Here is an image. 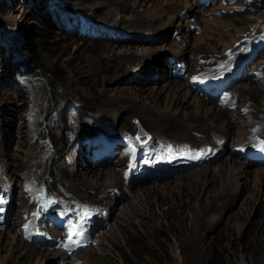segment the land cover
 <instances>
[{
	"label": "rangeland",
	"instance_id": "obj_1",
	"mask_svg": "<svg viewBox=\"0 0 264 264\" xmlns=\"http://www.w3.org/2000/svg\"><path fill=\"white\" fill-rule=\"evenodd\" d=\"M0 1L2 2L0 20L8 27V30L0 35V153H2L0 155L6 157L7 153L5 152L11 151L8 162L10 169H14L16 175L13 176L15 178H9L8 182L16 183L12 189L13 193L20 195L17 190L25 187L26 182L22 178L30 173L31 161L27 159L26 153L32 151L30 150L31 146L35 144L38 152L45 155V158L38 162V175L34 183L36 188L33 187L32 190L25 193V198L22 196L20 201L16 202L15 211L12 209V192L5 194L4 191L7 183L0 184V200H2L0 201L2 211L0 219H3L8 213V216L10 215L9 219H7L8 216L4 218L6 223L0 224V228L1 226L2 228L10 226L23 228L24 236L29 243L31 240L26 233L28 228L26 230L24 227L27 222L31 225L29 227H33L32 236L38 234L36 236L41 235L40 240H47L52 233L59 232V228L54 227L55 224L58 226L62 223L59 216L55 214V209L60 211L66 220L63 224L64 229L60 228L63 233L56 237L57 243L49 248V250H61L54 255L55 257L58 254H63L61 257L52 261L49 259L40 260L36 256L31 259L24 256L23 259V255L18 257L13 253L9 240L2 237L0 258L5 259L6 255L10 256V259L4 264H57L68 256L82 257L83 259L73 260L71 263L81 264L82 261H85V254L91 246L94 247L93 249L98 248V251L93 256H88L89 259L83 264H264V223L262 222L264 220V197L260 201H251L246 194H241L231 203L223 202V197L212 198L210 194L214 193L219 184L217 178L207 185L206 193L196 189L200 192V198L192 189H187L183 194V199L179 201V203L184 202V206H178V204L170 206L169 199L173 198V193L171 189H166L161 197L152 200L150 210H142L133 206L127 207L128 212L121 214L119 223L115 225H118L117 231L112 233L113 228H110L111 237L105 240L102 246L92 243L85 247L84 239L86 237L84 235L77 242L78 247L66 244L68 243L69 224H76L81 217H84L85 235L91 234L87 238H93V229L100 232L98 229L106 226L102 230L104 232L112 223V219H105L100 212L103 206L99 200L104 190L100 189L94 192L74 188L77 180L79 181L78 178L84 175V173L78 172V166L83 164V161L79 158L75 159L72 153L78 141L76 138L77 129L84 130L83 123L98 125L100 129L103 123H106L104 125L107 126V128L99 130V133L90 130L87 131L88 136L81 135L85 137L81 144L82 150H86L89 162L96 166L95 168L104 167L106 166L104 163L107 162L112 171L120 172L122 175H124V171L134 172L132 179L139 174L143 178L136 181L138 184L144 182L143 179L146 178L147 182L165 185L172 180L167 176L176 171L192 174V170H199L208 165H217L228 152L232 151L234 143L229 142L223 151L217 153L214 161L207 163L208 157L201 155L197 160L202 159L203 162L200 164L196 162V165H193L191 158L205 148L204 139L206 137L203 136L206 133L194 129L189 132L181 128V124L155 120L154 116L145 111L141 112L137 106L127 109L115 104H110L107 107L101 103L102 97L105 100L109 99L118 87L148 82L146 74L141 73L142 68L138 71L137 69L130 70V74L118 79L116 83L110 82L108 81L110 75L106 71H117V69L112 67L110 62L101 61L98 57L99 54H103L104 57L108 54V51H103L102 47L110 45L111 37H115L116 41L127 38L117 48L123 49L126 46L131 50L144 43L137 42L135 39L141 41L145 38L143 35L147 36L149 34L147 32L154 31V29H149L146 32H140V34H138L139 32L131 33L129 32L132 31L130 28L123 29L120 25H115V23H130L134 19L130 17L135 15L126 8H115L114 0H105V2L104 0H42V3H38L40 0ZM190 1L197 3L202 1V9L212 7L219 9L218 13L215 12L211 15L223 20V22L220 21L223 24H219V22L215 29L216 32L212 33L214 38L217 37L216 33L219 31L220 33L224 31V33H236L231 23L238 20L236 26L242 28L241 31H237L240 32V40L236 43L238 48L234 50L233 47H230L227 51L226 44L220 42V39L219 43L216 40L212 41V44L218 47L217 51L207 52L205 55L202 53L201 55L205 58L204 60L200 58L201 60L198 61L201 62V67L218 68L209 71L201 70L200 72H203L204 76H201L197 81V83H201L199 86L192 81V76L195 73L190 71L189 66L182 65V61L176 59L173 51H168L170 55L162 60L172 63L173 66H170L166 76L180 77L186 83L189 81L192 86H195L193 93L199 98L204 99L205 97L206 101H215L213 103H216L217 106L228 104V107L235 108L234 104L229 105L228 102L230 99L233 100L234 96L235 102L239 103L240 96H243L240 92H237L236 95L231 92L235 84L225 89L224 82L227 81V78L222 80V77L225 75L232 78L236 69L241 66L244 75L241 78L242 74H240L237 78L244 82L246 81L244 78L251 76L252 84L259 87L264 95V0ZM34 4H37L36 8ZM131 4L132 0H129L128 8ZM39 6L45 7L46 18H42L44 16L41 9L37 10ZM152 6L153 4L148 2L146 6L140 5L138 8L147 13ZM30 8H35V11ZM113 11L114 16H109ZM202 13L203 10H199L198 13H183L179 18L184 25L182 30L177 29L171 23L167 33L157 32L158 34H155V31L149 37L150 39L145 41V44L151 49L150 54L140 58L137 64L143 63V68L154 67V64L158 66L160 64L158 61L161 60V58H156L158 48H164L170 41L176 39L179 41L180 36L185 33H192L197 39L200 35H204L206 31L202 24L195 23L197 17L207 16ZM97 15L101 19L97 18ZM80 18L86 21H81ZM84 23L89 25L88 30L91 31V35L88 33L89 31L87 33L80 31L79 25ZM224 23L226 26L222 27L225 25ZM222 38L226 39L225 35H222ZM254 40H257L258 44ZM180 46L188 57L193 55L190 51L193 52L194 48L189 49V43L182 42ZM246 47H249L248 51L244 49ZM221 50L223 53L227 51L228 57L225 60L219 59ZM71 57H73V61H69ZM205 63L208 66H204ZM252 64L253 68H251ZM23 68L25 71L22 70ZM195 69L197 66L194 65L193 71ZM156 77L158 76L156 75ZM152 79L155 80L150 84L151 87L148 86V89L158 87L161 82H164L163 78L160 81L156 78ZM222 85L223 87H221ZM106 87H110V89H106ZM55 92L60 96V100L55 99ZM105 92L110 95L103 96L102 94ZM27 121L30 125L32 123L35 126L29 125L26 137H16L15 134L19 130L18 125ZM139 127L150 134L145 144L140 143L137 139L136 134L141 130ZM30 130H33L34 133H30ZM109 133L114 134L113 139L108 137ZM254 133L250 136L254 141L248 140L244 146H236L233 148V153H237L236 149L240 147L247 156L242 157L237 153L239 159L243 162H250L252 159L249 152L258 151L254 155H262L259 161L255 160L254 164L250 163L255 168H264V132L255 135ZM30 136L33 138L31 139ZM91 136L98 142L93 143ZM13 140L18 144L21 142V148L13 150L15 145ZM156 150L161 151V154L153 153ZM130 165L134 166L130 167ZM129 176L127 174L125 178L128 180ZM102 181L108 182L109 176ZM18 184H21L22 187ZM6 187L10 188L8 185ZM50 189L53 192L48 195ZM105 190L113 193V198H120L124 195L116 186ZM46 197L53 199L46 200ZM127 200L129 197L120 201L118 209L122 208L123 204L128 202ZM112 202H114L112 206L119 203L117 200ZM208 205H211V208L204 217L199 234L189 236L188 222L191 212H194L196 208ZM68 209L71 212H67ZM21 210H27L31 215L37 214L38 218L36 221L33 220L34 218L28 221L26 212L25 215ZM119 212L120 210L117 211V213ZM49 216L56 223H53L55 222L53 220V222L49 221ZM96 218L100 219L101 227L98 229L91 226V223L97 226ZM38 223H44L45 226L38 225ZM89 226L92 231L88 229ZM195 236L196 241L194 240ZM179 238H185V242L180 244ZM41 249L44 248L41 247Z\"/></svg>",
	"mask_w": 264,
	"mask_h": 264
},
{
	"label": "bare ground",
	"instance_id": "obj_2",
	"mask_svg": "<svg viewBox=\"0 0 264 264\" xmlns=\"http://www.w3.org/2000/svg\"><path fill=\"white\" fill-rule=\"evenodd\" d=\"M114 2H115V5H114L115 8L116 7L124 8V9L126 8L130 11V13H133L135 15L134 17L132 16L130 17V18L135 19V20L133 19V21L130 23L129 22H126V23L124 22L123 24L115 23V25H120L123 29L130 28L132 31H129V32L131 33L139 32L138 34H140V32L143 33V32L148 31L149 29L150 30L154 29V31L152 30V32H147L149 33L147 34V36L143 35V37L145 38H143L141 41L138 39H135V41L137 42H144V43L141 44V46H137L131 50L130 48H127L126 46L125 48L122 46L123 49L117 48L120 44H123L122 41L126 40L127 38L123 39L122 41H118V40L116 41L114 39L115 37L114 38L111 37V40L115 42L111 41V43H109L110 45H106L102 47V49H104L103 51H108V54L105 57L103 54L101 55L99 54L98 56L101 61H108L111 63L112 67L117 69V71L115 70L106 71L110 75V78L108 79V81L116 83L118 79H122L123 77L127 76L130 70L137 69L138 71L140 68H142L141 73L146 74L145 76L148 77V82H145V83L139 82L137 84H130V85L128 84L129 86L124 85L122 87H118L114 95L111 96L109 99L105 100L104 97H102L100 99L101 103H103L107 107L110 104L112 105L115 104V105H118L119 107H123L127 109L128 107L134 108L135 106H137V108L139 107V109H141V112L145 111V112H148L151 116H154L155 120L159 119L160 121L163 120L165 122L172 121V124H181V128L186 129L189 132L191 129H194L201 133L202 132L204 134L206 133V135L204 136L202 135L203 137H206V138L204 139L205 148H203L201 152L204 153L203 154L204 156L208 157L207 163L214 161L215 160L214 158L216 157L217 153L223 151L226 148V146L229 145V142L234 143L233 148H235L236 146H244V143L246 141L248 140L254 141L253 139H251L252 137L250 138L253 132H255L254 135L259 132H264V95L260 91L259 87L252 84L253 79L251 78V76L244 78L246 81H249V82H246V81L241 82L243 80L240 81L239 78H235L231 80L230 82H227V81L224 82L225 89L226 87L232 86L235 84L233 90L231 89V92H233L235 95L237 92H240L243 96V97L240 96L241 100H239V103H237L235 102L236 99L232 95L233 100L230 99L228 103L229 105L234 104L235 108L228 107V104L217 106L216 103H213L215 101H206L205 97L204 99L199 98V96H196L193 93L195 91V88H194L195 86H192V84L189 83V81H187L186 83V81H182V78L180 77L178 78L172 77L171 75L166 76V72L168 73V69L170 68V66L171 67L173 66L172 63L170 62H165V61L163 62L164 58L170 55L168 51L170 52L173 51L176 59L182 61V65H188L190 68V71L192 70V73H195L192 76V79H193L192 81L197 82L200 80L201 76L202 77L204 76L203 72L202 73L200 72L201 70L209 71V70L217 69L218 67L216 68H211V67L206 68L203 66L201 67V62L199 63L198 60H201L200 58L204 60L205 57L203 55H205L207 52L214 53L217 51L216 49L218 47L212 44V41L214 40L218 41L219 43V39H220V42H222L223 44H226L225 47L227 51L229 50L230 47H233L234 50H237L238 45H236V43L240 40V35H239L240 32H237V31H241L242 29L241 26H239V28L238 26H236L238 25L236 24L238 20H234V22L232 21L231 23L233 28H235L234 30L236 31V33H231V32L224 33L225 31L220 33L219 31L216 33L217 37L214 38L212 33L216 32L215 29L218 23L220 21L223 22V20L216 17L215 15L213 17L211 16L219 10L217 8L215 9L212 7L210 9L208 8L202 9V4H198L197 2H192L190 0H132V4L129 8H128L129 0H114ZM148 2L153 4L149 12L145 13V11H141L140 8H138V6L140 5L146 6ZM38 3H42V0H40ZM34 5L35 7L37 6V4H34ZM32 10H34V8ZM176 10H178V12H175ZM199 10H203L202 14L207 15L205 17H197V22H195L198 24H202L203 29L206 31L204 35H200L197 39L194 34L185 33L180 36L179 41L178 39H176V40L168 42L167 46H165L164 48H158L157 49L158 54L156 58H161V60L158 61V63H160L158 66L154 64V67L148 66L146 68H143L142 67L143 63L140 62V64L139 63L137 64V61H139L140 58L146 57L148 56V54H150L151 49L148 47L147 44H145V41L149 40L150 39L149 37L152 34H154L155 31H156L155 34H158L157 32H159L160 34L167 33L169 27L171 26V23H173L177 29H181L184 26L181 20L179 19L182 16V14L186 12L198 13ZM109 16L111 17L114 16V11ZM99 17L97 15V18ZM222 22H220L219 24H221ZM225 26L226 24L222 25V27H225ZM85 27L86 26H84L83 28L80 27L79 29H85ZM222 35H225V38L227 39V41H225L226 39L222 38ZM182 42H184L185 44L189 43V49L194 48L193 52L190 51V53L193 54L194 56L192 55L191 57H188L187 53L183 52V49L180 46V43ZM256 42L257 40L255 41V43ZM252 47L254 48V46ZM244 49H247L248 51L249 47H246ZM227 51L223 53V50H221L223 54L222 53L219 54L220 56L219 59L225 60L228 57ZM202 53L204 54L201 55ZM8 56L10 57L11 55H8ZM69 61H73V57H71ZM6 62H7V58H6ZM194 65L197 66V69L193 71ZM204 66H208V65L205 63ZM253 67L254 65L252 64L251 68ZM237 71L242 74L241 76L242 78L244 75L243 74L244 70L241 68V66L238 67ZM152 75L154 76L152 77ZM156 75L158 77H156ZM152 78H156L158 79V81H160L163 78L164 82H161L158 85V87H152V89H148V86H150V84H152V81L155 80ZM225 79H226V76L224 75L222 77V80H225ZM106 89H110V87H106ZM102 95L109 96L110 94L105 92ZM223 102L225 101L223 100ZM241 112L243 113L242 115L240 114ZM160 121H158V123H160ZM104 124L106 123H103L100 129L98 125L97 126L91 125L88 122L83 123L84 130L77 129L78 135L76 138L78 141L76 142L75 148L72 150L74 158L75 159L79 158L83 161V164L78 166V172L84 173V175H81V177L78 178L79 181L77 180L76 186L75 187L73 186V187L77 190L84 189L86 191H94V192H97L100 189L104 190L100 197V200L98 199L99 202H101L103 206V209L100 210V212L102 213V217H104L105 219L107 218L112 219L111 226L108 228V230L102 232V230H104L106 226L99 228L98 230H100V232L93 229V232H94L93 238L91 237V238L84 239L85 247L89 244L91 245L92 243L93 245L102 246L104 241L111 237V233L109 231L110 228L111 229L113 228V230H111L112 233L114 231H117L118 225L117 226L115 225L119 223L120 215L128 212L129 209H127V207L133 206V207H138L142 210H146V209L150 210L152 208L151 206V202H153L152 200L155 199L156 197H161L164 194L166 189H171L173 193V198L169 199L170 206L176 205V204H178V206H184L185 203L184 202L179 203V201L183 199V194L186 193V190L189 188L192 189L194 193L200 198V192H198L196 189L198 190L200 189V191L203 190L206 193L207 185L211 183L215 178L218 179L219 184L217 188L215 189L214 193L210 194V197L212 198L223 197L224 198L223 202L231 203V202H234L241 194H246L247 198H249L251 201L252 200L260 201L264 197V187H263L264 186V168L263 167L255 168L252 165V163L243 162L242 160L239 159V156L237 155V153H233V148H232V151L228 152L226 156L223 157V159L217 165H213V166L208 165V166H205L204 168L200 167L201 169L199 170H194V171L192 170L191 171L192 174L191 173H178L180 171H176L173 174L168 175L167 177H170L172 180L169 181V183H166V184L164 183L165 185H162L161 183L156 184L157 182L150 183V182H147L146 180L144 182H140L141 184H138V182L132 179L134 172L129 173V172L124 171V175H122L120 172L112 171L111 168L108 167V165L110 164L107 162L104 163L106 164V166L95 168L96 166L92 165L89 162V156L87 153H85L86 150L85 149L82 150L81 144H82V140L85 138L82 136L83 135L88 136L89 134L87 131H90V130L95 131L96 133H99L100 132L99 130H103V128H107V126H105ZM29 125H30L29 121L19 124L18 125L19 130L15 134V136L16 137L21 136V138L26 137L27 132H28L27 128L29 129L31 125L35 126L32 123L30 126ZM257 126L259 127L257 128V130H255ZM139 129L142 130L141 127H139ZM30 131H31L30 133H34L33 130H30ZM35 131L37 133V130ZM91 137H92L91 140L94 139L93 136ZM108 137L113 139L114 134L109 133ZM32 138L33 136L31 137V139ZM34 138L36 137L34 136ZM80 138L81 140H79ZM14 144L15 145L13 147V150L14 148L15 149L21 148L20 147L21 142L19 144L17 142H14ZM223 145L224 147L221 149ZM30 150H32L30 153H26L27 159L31 161V168L29 169L30 173L26 176H23L22 178V180L26 182L25 187L24 186L22 187L21 184H18L22 187L20 190H17L19 191L18 193H20V195L12 192V189L16 186V183L13 184V183L8 182L9 178H15L13 176L16 175V173L13 171L14 169L13 170L10 169V166H9L10 163L8 162V158L11 155V151L5 152L7 153L6 157L4 154H3L4 157L0 155V184L4 185V183H7L8 187H10L8 189L6 185L4 187L5 188L4 191H5V194L12 192L11 193V197L13 199L12 209L14 211L16 209L15 207L16 202L18 200L20 201L22 196L23 198H25V193L32 190L33 187H35L34 183L37 178V175H38L37 173L39 169L37 168L39 167L38 162L41 159L45 158L44 154H42L40 151L38 152L35 144L31 146ZM126 174L130 175L128 180L125 178L127 176ZM107 176H109V181L103 182L102 179H104ZM30 182L31 184H29ZM115 186L119 187L121 194H124L120 198L119 197L113 198L114 194L106 192L105 190V189H108L109 187H115ZM174 190H176V193H174ZM128 197H129V200H127L128 202H126V204H123L122 208L118 209V206L121 204L120 201ZM114 200L115 201L117 200L119 203L115 204V206H112V203H114L112 201ZM108 205H110V207H108ZM210 208H211V205H208L207 207L196 208L194 212H191V218H189V222H188L189 224L188 235L189 236H191L192 234L194 235L199 234L201 224L204 222V217L209 213ZM118 210H120L119 213H117ZM21 212H24L23 214H25L26 212L27 214L26 217L28 221L31 218H34L33 220L36 221V219L38 218L37 214H32V215L28 214L27 210H21ZM55 214L62 216V214L58 210H55ZM9 217L10 215L7 217V219H9ZM262 222L264 223V220ZM5 223L6 221L4 218L3 220H0L1 225ZM40 224L42 223H38V225ZM29 225L30 223L27 222V224L24 227H26V230L28 228L26 233L28 235V238L31 240V242L27 243V240L24 236L23 228H19L18 226H10L7 228L6 227L2 228L1 226L0 240L2 237H4L5 240H9V243L11 245V250L13 251V253L17 254L18 257L23 255V259H24V256L29 259L36 256L40 260L49 259L50 261H52L55 258H59L63 255V254L61 255L58 254L57 256L54 257V255L59 253L58 251L61 252V250H49L50 246H54L56 244V240H57L56 237H59V235L63 233L62 230H60V228H59V232H56L55 234L52 233L50 237L47 235L49 242L43 241L42 243H40L36 239H32L31 237H29L30 231L33 228V227L32 228L29 227ZM42 226L44 227L45 224L43 223ZM54 227L58 228V226H54ZM194 240L196 241V236L194 237ZM179 241L181 244L185 242V238L184 239L179 238ZM41 247H43L44 249L42 250ZM93 248H94L93 246L88 248L89 250L86 252L85 257H84L85 261L84 262L82 261L81 264L85 263L86 260L89 259L88 256H93V254L98 251V248L97 249H93ZM1 249L2 247L0 246V250ZM81 258L80 257L75 258V257L68 256V257H64L57 264H71L73 260H78ZM9 259H10L9 255H6L5 259L0 258V264H4L5 261L7 262V260Z\"/></svg>",
	"mask_w": 264,
	"mask_h": 264
},
{
	"label": "snow or ice",
	"instance_id": "obj_3",
	"mask_svg": "<svg viewBox=\"0 0 264 264\" xmlns=\"http://www.w3.org/2000/svg\"><path fill=\"white\" fill-rule=\"evenodd\" d=\"M137 139H139V137H137ZM203 154H204L203 152H199L192 158H197L198 159ZM132 166H134V165H130V167H132ZM68 227H69V232H68V237H67L68 244L70 245V244L77 243L79 238L82 237L85 234L84 217H81L80 221H78L74 225L70 223Z\"/></svg>",
	"mask_w": 264,
	"mask_h": 264
},
{
	"label": "trees",
	"instance_id": "obj_4",
	"mask_svg": "<svg viewBox=\"0 0 264 264\" xmlns=\"http://www.w3.org/2000/svg\"><path fill=\"white\" fill-rule=\"evenodd\" d=\"M30 1V0H29ZM1 5H2V2L0 1V14H1ZM36 8V7H35ZM34 8V9H35ZM39 9H41V11H42V14H43V16L44 17H42V18H46L47 17V15L45 14V7L44 6H39V7H37V10L39 11ZM81 19V21H86L85 19H83L82 20V18H80ZM0 24H3L2 26L0 25V35H2L3 33H5L7 30H8V27L7 26H5L4 25V22H2V20H0ZM82 26H86L87 27V29L86 30H83V29H80L81 31H83V32H85V33H87L89 30V25L88 24H82L81 26L79 25V28L80 27H82ZM91 31H89L88 33H90ZM26 67H28V65H26ZM23 71H25V69L23 68L22 69ZM54 97H55V99L56 100H60V96L55 92L54 93ZM53 102V101H52ZM53 192V190L52 189H50V193H48V195H51V193Z\"/></svg>",
	"mask_w": 264,
	"mask_h": 264
},
{
	"label": "water",
	"instance_id": "obj_5",
	"mask_svg": "<svg viewBox=\"0 0 264 264\" xmlns=\"http://www.w3.org/2000/svg\"><path fill=\"white\" fill-rule=\"evenodd\" d=\"M137 135L139 136V138L142 142L146 141L147 138L150 136V134L145 130H139L137 132Z\"/></svg>",
	"mask_w": 264,
	"mask_h": 264
}]
</instances>
